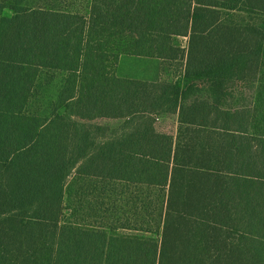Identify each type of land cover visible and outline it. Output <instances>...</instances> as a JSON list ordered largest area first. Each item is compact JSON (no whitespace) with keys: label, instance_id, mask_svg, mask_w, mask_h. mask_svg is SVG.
I'll use <instances>...</instances> for the list:
<instances>
[{"label":"trees","instance_id":"trees-1","mask_svg":"<svg viewBox=\"0 0 264 264\" xmlns=\"http://www.w3.org/2000/svg\"><path fill=\"white\" fill-rule=\"evenodd\" d=\"M263 16L264 0H0V264H264ZM123 55L186 59L183 83L119 76ZM77 101L128 119L110 135ZM141 110L177 112L176 136L134 125Z\"/></svg>","mask_w":264,"mask_h":264},{"label":"rangeland","instance_id":"rangeland-1","mask_svg":"<svg viewBox=\"0 0 264 264\" xmlns=\"http://www.w3.org/2000/svg\"><path fill=\"white\" fill-rule=\"evenodd\" d=\"M5 13H10L5 11ZM235 20L248 18L246 14H231ZM264 20V16L261 19ZM175 44L183 47L188 46V37H176ZM186 68V59L166 60L150 57H140L133 55H123L117 65V74L127 78H138L148 81H168L183 83ZM44 82V81H43ZM62 83L61 75L56 79L45 81L38 86L36 96L33 102L35 110H41L43 113L48 112L50 105L57 99L60 86ZM74 118L85 123H94L101 125L108 130L109 134L122 130L124 121L128 118L117 115H107L99 113L88 108L84 103L77 101L73 112ZM133 114L132 116H134ZM134 125L143 127L147 130L160 133H168L176 136L178 129L177 112H159L141 110L136 113Z\"/></svg>","mask_w":264,"mask_h":264}]
</instances>
